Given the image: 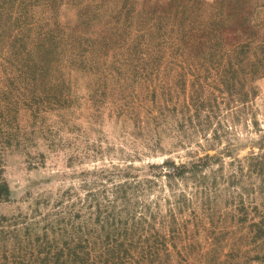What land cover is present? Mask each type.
<instances>
[{
    "label": "rangeland",
    "instance_id": "obj_1",
    "mask_svg": "<svg viewBox=\"0 0 264 264\" xmlns=\"http://www.w3.org/2000/svg\"><path fill=\"white\" fill-rule=\"evenodd\" d=\"M0 180V264H264V0H0Z\"/></svg>",
    "mask_w": 264,
    "mask_h": 264
},
{
    "label": "trees",
    "instance_id": "obj_2",
    "mask_svg": "<svg viewBox=\"0 0 264 264\" xmlns=\"http://www.w3.org/2000/svg\"><path fill=\"white\" fill-rule=\"evenodd\" d=\"M169 169L172 172H176L177 173L179 171V166L176 165V166H173V168H169ZM8 191H9V189L6 186V183L0 180V198L4 197L5 193L8 192ZM116 257H118V259H120L119 256H116ZM107 263H109V262H107ZM112 264H116V262H113Z\"/></svg>",
    "mask_w": 264,
    "mask_h": 264
}]
</instances>
